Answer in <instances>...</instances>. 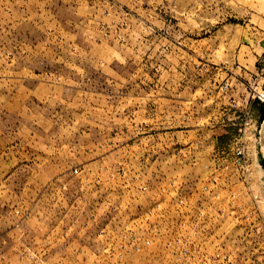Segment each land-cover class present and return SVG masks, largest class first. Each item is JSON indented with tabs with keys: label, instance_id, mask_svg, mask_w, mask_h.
<instances>
[{
	"label": "rangeland",
	"instance_id": "374dc122",
	"mask_svg": "<svg viewBox=\"0 0 264 264\" xmlns=\"http://www.w3.org/2000/svg\"><path fill=\"white\" fill-rule=\"evenodd\" d=\"M263 35L264 0H0V264H264Z\"/></svg>",
	"mask_w": 264,
	"mask_h": 264
},
{
	"label": "crops",
	"instance_id": "0c3cea01",
	"mask_svg": "<svg viewBox=\"0 0 264 264\" xmlns=\"http://www.w3.org/2000/svg\"><path fill=\"white\" fill-rule=\"evenodd\" d=\"M256 45H261V47H264V46H262V45H264V40L262 42L259 41ZM258 48H259V46H258ZM262 55H264V49L262 50V52L260 54H255V56H253V58L255 60V63L257 62L258 58L259 59L261 58L260 56H262ZM255 63H254L253 66H251V72H253V70L255 69ZM238 92H239V94H238V96L236 95L235 100H238V103L239 102L243 103L244 108L246 107V110H245L246 112L245 113L247 114V113H249L251 111V100L248 97V95L244 94V92L241 91V89H239ZM244 108H242V109H244Z\"/></svg>",
	"mask_w": 264,
	"mask_h": 264
},
{
	"label": "built area",
	"instance_id": "2783aa9c",
	"mask_svg": "<svg viewBox=\"0 0 264 264\" xmlns=\"http://www.w3.org/2000/svg\"><path fill=\"white\" fill-rule=\"evenodd\" d=\"M263 88H264V86H263ZM263 94H264V92H263ZM259 98L262 99V100L264 101V95L261 96V95L259 94ZM240 154H241V153H239L238 155H240Z\"/></svg>",
	"mask_w": 264,
	"mask_h": 264
},
{
	"label": "bare ground",
	"instance_id": "6f19581e",
	"mask_svg": "<svg viewBox=\"0 0 264 264\" xmlns=\"http://www.w3.org/2000/svg\"><path fill=\"white\" fill-rule=\"evenodd\" d=\"M264 94L262 93L261 96H263Z\"/></svg>",
	"mask_w": 264,
	"mask_h": 264
}]
</instances>
